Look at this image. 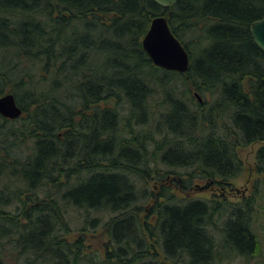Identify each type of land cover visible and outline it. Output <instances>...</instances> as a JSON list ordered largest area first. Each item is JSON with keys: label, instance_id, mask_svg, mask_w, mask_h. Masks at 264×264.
I'll return each mask as SVG.
<instances>
[{"label": "trees", "instance_id": "16d2710c", "mask_svg": "<svg viewBox=\"0 0 264 264\" xmlns=\"http://www.w3.org/2000/svg\"><path fill=\"white\" fill-rule=\"evenodd\" d=\"M159 14L184 73L142 48ZM262 16L264 0H0V95L22 109L0 115V264L264 263L255 208L217 219L173 192L238 172V150L264 139V50L249 29ZM68 207L82 232L110 215L101 249L67 238Z\"/></svg>", "mask_w": 264, "mask_h": 264}, {"label": "flooded vegetation", "instance_id": "af4514ba", "mask_svg": "<svg viewBox=\"0 0 264 264\" xmlns=\"http://www.w3.org/2000/svg\"><path fill=\"white\" fill-rule=\"evenodd\" d=\"M261 146H264V144ZM239 159L242 164L238 172L233 170L232 164V168L229 170L217 171L213 176L203 175L197 183L195 182L192 184L193 186L190 185L188 187L186 194L189 197L190 193L195 189V184H198L200 188L196 190L200 193L208 194V196H201L199 199L204 203L211 204L214 218L220 219L223 215L222 217L225 219V217H230L234 211L246 213L248 210L255 208V220L257 221L259 216H264V203L259 202L263 200L264 185L262 183L264 182V170H258V165L254 163V166L248 167V171L244 175L245 167L242 159L240 157ZM258 171L261 173V177L258 176ZM254 172L257 174L256 177L253 176ZM239 179L241 182L237 183ZM253 200L254 202L256 200V204L252 206ZM262 224L264 225V222ZM218 262L220 261H212L213 264H218Z\"/></svg>", "mask_w": 264, "mask_h": 264}, {"label": "water", "instance_id": "95a60500", "mask_svg": "<svg viewBox=\"0 0 264 264\" xmlns=\"http://www.w3.org/2000/svg\"><path fill=\"white\" fill-rule=\"evenodd\" d=\"M168 7L176 0H154ZM249 29L254 42L264 50V16L252 21ZM141 45L152 63L165 70L184 73L189 66V55L180 40L172 33L167 18L163 14L155 15L141 40ZM199 101L201 97L196 93ZM22 113L14 95L6 92L0 95V115L14 119ZM200 188L198 184L195 189Z\"/></svg>", "mask_w": 264, "mask_h": 264}, {"label": "rangeland", "instance_id": "374dc122", "mask_svg": "<svg viewBox=\"0 0 264 264\" xmlns=\"http://www.w3.org/2000/svg\"><path fill=\"white\" fill-rule=\"evenodd\" d=\"M173 84H175V82H173ZM175 85H177V83ZM176 90H180V88H178L176 86ZM157 97L161 98L162 96L158 95ZM197 99H198V97H197ZM262 144H264V140L263 141H259V142L251 143V144H249V145H247L245 147H242V148H240L238 150V155L242 159L243 165L245 167L244 175L247 173L249 166H251V165L254 166V163H255V152H257L258 149L262 147L261 146ZM177 170L179 171L181 169H177ZM253 176L256 177L257 174L254 172ZM258 176L261 177V173H259V171H258ZM158 182L159 181H152L149 184L150 187H152V185H153V187L155 186L154 190L156 192L159 191L158 187H160V186L157 187ZM197 182H198V180H197ZM240 182H241V180L239 179L237 181V183H240ZM262 184L264 185V182ZM172 186L174 187L175 185L172 184ZM173 192L178 197H183L184 195L187 196V194H185V192L181 193V192H178L175 189L173 190ZM201 196H208V194H203V193L198 192L196 189H193V191L190 193L189 198H200ZM262 196H263V200L259 201L260 203H264V193L262 194ZM6 208L7 209H13L14 208V204H10V205L6 206ZM91 215H92V213H91ZM109 216H110L109 214H104L103 216H101V220H100L99 226L97 228H95V230L87 225L86 231L82 232V231H80L81 226L85 225L83 215L80 214L79 211H76L75 208L68 207V209L66 210V218H67L68 225L70 227V232L67 233V238L69 240H73V239L79 237L81 234H83L84 237H85V244L88 246V250L94 249V248H100L101 249L102 248L101 247L102 246L101 245V241L104 238V236L102 234L103 232L101 230L102 229L101 226L104 224V222H106L108 220ZM263 222H264V216H262V217L259 216L257 221L256 220L253 221L254 228L258 229L257 234H258L260 242L262 243V247H263V244H264V229L261 227V224ZM216 234H218L220 236V233L217 232ZM223 259H225L226 261H220L219 260L220 262H218V264H247V262L249 260H250L249 261L250 264H264V263H260V258L259 257L250 258L248 261H247V259H241V258H234V259L231 258L230 260L228 258H223ZM21 261H22V258L17 260L15 263L13 262V259L10 260V262L12 264H20Z\"/></svg>", "mask_w": 264, "mask_h": 264}]
</instances>
